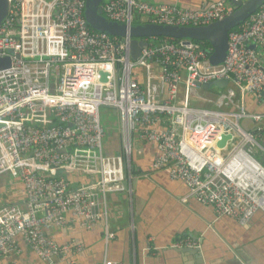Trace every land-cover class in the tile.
I'll return each mask as SVG.
<instances>
[{
  "label": "built area",
  "instance_id": "built-area-1",
  "mask_svg": "<svg viewBox=\"0 0 264 264\" xmlns=\"http://www.w3.org/2000/svg\"><path fill=\"white\" fill-rule=\"evenodd\" d=\"M85 3L8 0L0 23V58L10 61L0 70V178L11 180L0 188V264H17L21 244L44 264H76L82 243L52 236L73 227L113 239L109 198L132 194L141 174L134 156L145 147L151 170L183 183L216 219L247 223L264 210V115L244 105L246 94H264V5L228 34L223 63L211 66L212 49L200 42L94 32ZM101 13L127 27L199 28L230 9L225 1L193 11L102 0ZM134 40L145 43L135 61ZM223 80L217 109L190 106L200 85ZM102 109L115 112L118 134L102 123ZM223 136L231 139L218 148Z\"/></svg>",
  "mask_w": 264,
  "mask_h": 264
},
{
  "label": "crops",
  "instance_id": "crops-1",
  "mask_svg": "<svg viewBox=\"0 0 264 264\" xmlns=\"http://www.w3.org/2000/svg\"><path fill=\"white\" fill-rule=\"evenodd\" d=\"M137 1L193 11L218 1L230 3L229 0ZM244 105L247 113L264 115V96L256 101L246 94ZM240 123L247 130L255 127L249 121ZM151 163V154L145 147L134 156L135 170L141 174L132 194L109 198V233L113 239L106 240L100 229L85 231L73 227L53 233L59 245L70 240L82 243L84 251L75 259L76 264H101L104 260L121 264H264V210L247 223L229 217L216 219L211 207L191 198L183 183L172 181L164 172L152 171ZM184 241L195 246L175 247ZM21 249V254L14 258L17 264H44L25 245L21 244Z\"/></svg>",
  "mask_w": 264,
  "mask_h": 264
},
{
  "label": "water",
  "instance_id": "water-1",
  "mask_svg": "<svg viewBox=\"0 0 264 264\" xmlns=\"http://www.w3.org/2000/svg\"><path fill=\"white\" fill-rule=\"evenodd\" d=\"M102 0H86L84 8V18L88 27L97 33L105 34L110 37L123 38L130 36L133 39L142 38H170L173 40H184L186 42H206L212 49L209 57L211 66H219L223 63L228 48V33L238 27L250 15L255 13L263 4L264 0H231L230 8L232 13L223 21L213 23L206 27L191 28L178 26H162L146 23H139L131 26L122 25L107 20L101 13ZM8 0H0V23L7 13ZM145 46L144 42L131 41L129 52L131 60L135 61L141 49ZM10 66L7 58H0V70ZM228 82L214 81L200 85V90H216L221 93ZM264 96V94H263ZM115 116V112H113ZM231 136H223L222 141L217 144L218 148H224Z\"/></svg>",
  "mask_w": 264,
  "mask_h": 264
},
{
  "label": "rangeland",
  "instance_id": "rangeland-1",
  "mask_svg": "<svg viewBox=\"0 0 264 264\" xmlns=\"http://www.w3.org/2000/svg\"><path fill=\"white\" fill-rule=\"evenodd\" d=\"M215 96H218V93L216 90H212L211 93L202 91V90H196L195 92H192V95L189 99V104L193 108H199V109H217V98ZM107 109H102L100 111V118L102 120V123L107 128L108 132L110 134H118V128L116 126V117H114L113 113L108 112ZM109 116H106V115ZM10 177L9 176H3L0 178V187L4 186L6 188V185H9L10 183ZM14 193V191H13Z\"/></svg>",
  "mask_w": 264,
  "mask_h": 264
},
{
  "label": "bare ground",
  "instance_id": "bare-ground-1",
  "mask_svg": "<svg viewBox=\"0 0 264 264\" xmlns=\"http://www.w3.org/2000/svg\"><path fill=\"white\" fill-rule=\"evenodd\" d=\"M229 1L231 2V0H229ZM234 1H237V0H234ZM218 2H219V1H218ZM215 3H216V2H215ZM225 3L227 4V6H228L229 9H230V13H229V15H230V14L232 13V10H231V8H230V3H228L227 1H225ZM263 5H264V4H263ZM263 5H262V6H263ZM262 6H261V7H262ZM261 7H260L255 13H253L252 15H250V16H249L244 22H242L238 27L232 29L231 31H234V30L239 29V28L242 26V24H244V23H245V22H246L251 16H253L254 14H256V13L261 9ZM229 15H228V16H229ZM228 16H226V17H228ZM226 17H225V18H226ZM225 18H224V19H225ZM224 19H223V20H224ZM223 20H221V21H223ZM217 22H220V21H217ZM214 23H216V22H214ZM212 24H213V23H212ZM210 25H211V24H210ZM207 26H209V25H207ZM205 27H206V26H205ZM199 28H200V27H199ZM231 31H229V33H230ZM229 33H228V34H229ZM251 48H252V47H251Z\"/></svg>",
  "mask_w": 264,
  "mask_h": 264
},
{
  "label": "trees",
  "instance_id": "trees-1",
  "mask_svg": "<svg viewBox=\"0 0 264 264\" xmlns=\"http://www.w3.org/2000/svg\"><path fill=\"white\" fill-rule=\"evenodd\" d=\"M201 44H203L204 46H209L206 42H200ZM212 90L209 91V93H211Z\"/></svg>",
  "mask_w": 264,
  "mask_h": 264
}]
</instances>
